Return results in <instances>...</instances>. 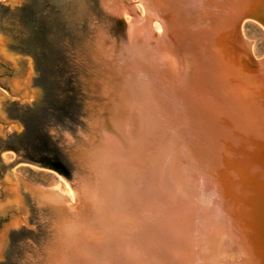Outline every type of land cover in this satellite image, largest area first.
<instances>
[{
	"label": "water",
	"instance_id": "1",
	"mask_svg": "<svg viewBox=\"0 0 264 264\" xmlns=\"http://www.w3.org/2000/svg\"><path fill=\"white\" fill-rule=\"evenodd\" d=\"M245 18L264 0H0V264H264Z\"/></svg>",
	"mask_w": 264,
	"mask_h": 264
},
{
	"label": "rangeland",
	"instance_id": "2",
	"mask_svg": "<svg viewBox=\"0 0 264 264\" xmlns=\"http://www.w3.org/2000/svg\"><path fill=\"white\" fill-rule=\"evenodd\" d=\"M246 37L252 41V50L257 59L264 57V28L256 21H248L244 27ZM13 174L26 182L70 196L69 187L57 173L27 163H17Z\"/></svg>",
	"mask_w": 264,
	"mask_h": 264
},
{
	"label": "bare ground",
	"instance_id": "3",
	"mask_svg": "<svg viewBox=\"0 0 264 264\" xmlns=\"http://www.w3.org/2000/svg\"><path fill=\"white\" fill-rule=\"evenodd\" d=\"M248 21H255V20L250 19V18L242 19V21L240 22V32H241L242 39H243L244 41L252 42V41H250V40L246 37V35H245V31H244V29H245V28H244V27H245V24H246ZM257 23H258V22H257ZM251 53H252L253 58H254V59H257V58L255 57L254 53H253V50H252V44H251ZM65 183H66V182H65ZM66 185H67V183H66ZM67 186H68V185H67ZM68 187H69V186H68ZM49 190H51V189H49ZM69 190H70V196H66V195L61 194V193H59V194H61V195L65 196V197H67L68 200H69V202H70V203H73V195H72V192H71L70 187H69ZM52 191H55V190H52ZM55 192H57V191H55ZM57 193H58V192H57Z\"/></svg>",
	"mask_w": 264,
	"mask_h": 264
}]
</instances>
